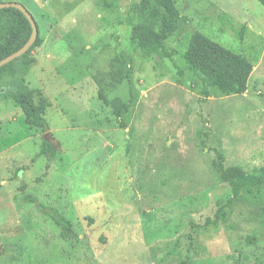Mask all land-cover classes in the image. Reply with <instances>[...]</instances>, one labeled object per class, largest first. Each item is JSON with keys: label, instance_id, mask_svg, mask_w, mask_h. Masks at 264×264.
Instances as JSON below:
<instances>
[{"label": "rangeland", "instance_id": "rangeland-1", "mask_svg": "<svg viewBox=\"0 0 264 264\" xmlns=\"http://www.w3.org/2000/svg\"><path fill=\"white\" fill-rule=\"evenodd\" d=\"M141 1L2 0L38 24L26 81L37 103L49 102L60 153L39 155L47 133L26 124L3 88L0 264H264V6L174 0L178 29L147 57L132 39ZM242 26L243 40L233 30ZM196 31L258 56L243 94L218 96L190 70ZM133 96L122 123L110 103ZM219 154L259 180L232 203ZM47 210L79 238L63 239Z\"/></svg>", "mask_w": 264, "mask_h": 264}, {"label": "trees", "instance_id": "trees-1", "mask_svg": "<svg viewBox=\"0 0 264 264\" xmlns=\"http://www.w3.org/2000/svg\"><path fill=\"white\" fill-rule=\"evenodd\" d=\"M257 1L264 6V0ZM0 3H3L2 0ZM132 12L139 20L132 32L135 44L147 57L164 50L166 41L177 31L181 18L174 0H142L133 7ZM246 29V26H242L240 29L233 30L243 40ZM31 33V24L21 11L15 8L0 9V61L22 48ZM41 43L39 34L26 54L0 68V91L3 88H9L13 100L25 115L26 124L47 133L39 155L51 161L57 157L60 150L50 140L51 136L48 133L49 125L45 113L49 102L43 99L37 103L36 93L26 81L30 67L35 61L32 53ZM184 59L190 70L202 78L218 96L224 97L243 94L247 90V83L258 61V56L248 59L223 47L202 32L196 31L190 36ZM134 102L133 96L128 103H122L119 99L110 103L114 107L115 115L122 123L125 115L133 109ZM219 159L221 179L228 183L233 191V198L229 202L232 203L238 196L240 188L251 186L259 180L238 166L226 168L221 154ZM45 212L60 228V236L63 239L79 238L67 217L55 210ZM220 213L216 215L218 219H220ZM181 264H188V261Z\"/></svg>", "mask_w": 264, "mask_h": 264}, {"label": "water", "instance_id": "water-1", "mask_svg": "<svg viewBox=\"0 0 264 264\" xmlns=\"http://www.w3.org/2000/svg\"><path fill=\"white\" fill-rule=\"evenodd\" d=\"M5 8H15L21 11L26 16L28 21L30 22L31 27H32V33H31L30 38L28 39V41L24 44L22 48H20L17 52L13 53L12 55L0 61V68L19 59L24 54H26L28 50L34 45L39 35V28H38L36 20L24 5L17 3V2L0 3V9H5Z\"/></svg>", "mask_w": 264, "mask_h": 264}, {"label": "crops", "instance_id": "crops-1", "mask_svg": "<svg viewBox=\"0 0 264 264\" xmlns=\"http://www.w3.org/2000/svg\"><path fill=\"white\" fill-rule=\"evenodd\" d=\"M64 1V0H63ZM64 3H68V2H64Z\"/></svg>", "mask_w": 264, "mask_h": 264}]
</instances>
